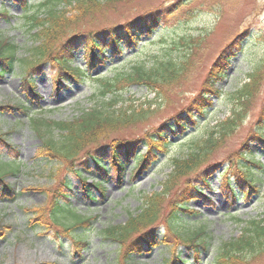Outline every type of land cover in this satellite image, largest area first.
Listing matches in <instances>:
<instances>
[{"label":"rangeland","instance_id":"374dc122","mask_svg":"<svg viewBox=\"0 0 264 264\" xmlns=\"http://www.w3.org/2000/svg\"><path fill=\"white\" fill-rule=\"evenodd\" d=\"M3 4L8 6L15 16L21 14L19 6L16 8L10 0H5ZM161 4L170 10L152 35L143 34L134 46L124 45L122 54L117 55L112 61H106L103 65L98 64L94 72L89 75L108 72L111 76L119 69H129L132 64L144 62L150 65L153 60L152 55L161 56L162 51L167 47L166 44H169L173 38L185 34L202 39L205 37L203 40L208 43V48L204 52V60L196 64L194 70L169 95V102L156 110L152 118L142 124L135 123L118 132H110L103 137L101 145L109 147L118 140L131 139L142 136L145 132H153L154 128L161 126L164 122L173 124L172 116L184 110L187 105H191L190 101L201 90L206 73L212 63L219 58L218 54L224 50L226 44L240 37L243 38V34H246V37L240 40L243 50L235 51V55L227 64L225 78L216 83L220 95L214 97L209 94L213 105L207 109L204 119L196 114L201 127L215 125L230 114L226 93L243 82L246 73L256 62L264 60V0H132L130 3L119 5L115 12L85 16L81 23L76 24L75 29L87 31V29L105 25L126 23L127 20L135 19L141 13H145L150 8L159 7ZM4 25L1 21L2 29L5 28ZM205 31L209 36L204 35ZM7 32L20 46L22 44L20 52L23 56H27L25 52L32 41L26 44L24 27ZM153 39L155 43L146 44ZM177 52L178 50H175L173 54ZM84 54L82 49H78L73 66L84 69ZM55 71L56 68L49 63L43 65L41 72L31 70L35 85V98L32 99L25 90L21 76L9 73L0 78V101L5 100L8 104L11 102L19 105L26 104L27 107L26 112L12 108L10 111L0 113L1 134H5L13 148L10 149L6 144L0 143V165L10 170L9 166L14 164L19 169L17 174L6 175L3 178L4 182L11 184L14 194L18 193V196L12 199L11 196L0 195V264H48L50 262L115 264L120 259L121 248L116 241L103 239L99 231L107 226L124 225L129 215H134L140 206L141 194L161 190L165 192L163 184L167 182V176L172 168L170 159L181 154V150L187 149V144H184L183 140L186 136L175 143L171 142L164 155L158 154L157 161L139 175L133 176L136 172L133 168L135 162L132 160L123 166L120 178H117L112 171L104 183V194L99 196L92 191L94 195L89 200L85 197L83 187L82 189L79 187L78 177L74 173V168L79 161L87 160L86 149H82L74 158L68 160L58 155L48 157L43 151L46 149V141L48 142L50 138L54 141L61 139L57 129H52L51 121L71 119L81 109L92 106L95 100L92 97L95 83L85 75L77 82L67 81L64 78L61 80L63 85L58 86L53 81L56 76ZM262 86L244 122L233 135L224 140L218 149L210 153L204 166L206 168L211 164L216 165L215 172L207 177V186L202 185V196L190 202V209L197 213L196 217L191 219L193 222L187 221L188 224L180 226V230L186 234L187 231L198 230L197 228L203 225L211 245L207 252L202 253L199 262L192 260L184 264H219L214 260L216 246L223 247L225 242H233L234 238L241 235L245 220L260 218L264 213V173L259 176L260 181L256 184L258 192L247 197L237 191L235 168L228 164L231 157L237 151L246 149V146L251 152L256 153L255 160L264 164V153L260 151V142L251 141L250 137L264 102V81ZM151 97L152 93L136 85L129 87L124 93V98L128 102L138 103L143 98ZM32 114L45 120L49 127L42 126V131L37 133L31 128L29 116ZM48 129L52 130L47 132ZM191 131L188 130L187 133L197 134ZM138 152L142 155L146 152V147L140 145ZM107 161L103 160V163L108 165ZM8 163L10 165H7ZM81 170L87 177H94L99 181L102 178L97 171L88 169L86 166ZM220 173L229 176L230 184L233 185L236 193L238 192L235 200L221 185L223 176H220ZM63 178L71 182V194L67 199V203H70L71 217L67 216L68 218L63 220L62 224L67 225L72 220L77 221L82 216H95L91 221L92 225H82L70 233H64L62 225L55 224L48 215L39 216V210L44 209L45 206L47 208L53 191ZM183 178H179L171 186L162 209L166 206L170 195L180 189ZM233 215L238 220L233 218ZM158 230L160 233L156 236V244L147 251L133 255L132 259L135 263L160 264L165 255L170 258L175 253L174 249L177 245L175 240H173L174 244L165 243L163 226H158ZM82 237L86 245H77L78 248L74 244L75 238ZM180 249H182V257H188L185 246L180 245L176 251ZM250 264H264V256L253 260Z\"/></svg>","mask_w":264,"mask_h":264},{"label":"trees","instance_id":"16d2710c","mask_svg":"<svg viewBox=\"0 0 264 264\" xmlns=\"http://www.w3.org/2000/svg\"><path fill=\"white\" fill-rule=\"evenodd\" d=\"M4 1L0 0V20L5 24V28L0 27V78L9 73L21 76L30 99L35 98L31 70L41 72L46 63L56 68V76L53 79L56 85L61 86V80L64 78L72 82L80 81L85 75L95 83L92 96L95 100L92 106L81 109L71 119L51 121L52 129H57L61 139L54 141L50 138L48 142L46 141V149L43 151L48 157L58 155L68 160L74 158L82 149H86L87 160L79 161L74 168V173L78 181L84 185L88 198L92 190L99 195L104 192L103 183L111 167L115 170L117 177L121 176L123 159L126 162L134 159L133 168L136 173L133 176H136L144 169H148V166L153 165L159 157L158 154L164 155L171 142L175 143L186 136L183 140L184 144H187V149L179 150L181 154L170 159L172 168L167 176V182L163 184L165 192L161 190L141 194L140 206L134 215H129L124 225L107 226L99 231L103 239L116 241L121 248L120 259L115 264H144L143 262L135 263L132 259L133 255L147 251L156 244V236L160 233L158 226H163L165 243L174 244L173 240H175L177 244L175 253L170 258L165 255L160 264H184L192 260L199 262L202 253L207 252L211 245L206 230L201 225L197 228L198 230L193 229L185 234L180 230V226L190 223L192 217H196L197 213L189 207L190 202L202 196V185L207 186V177L215 172L216 165H209V163V167L204 168L210 153L218 149L226 138L235 133V130L244 122L252 102L258 98L264 81V60L256 62L246 73L243 82L226 93L229 100V116L206 128L201 127L196 114L204 119L207 109L213 105L209 94L214 97L220 95L216 83L225 78L227 64L235 55V51L243 50L240 40L245 38L246 34H243V38L240 37L226 44L224 50L218 54L219 58L212 63L206 73L201 90L190 101L191 105H187L184 110L172 116L173 124L164 122L161 126L154 128L153 132H145L142 136L135 137V140L121 139L110 144L109 147H104L101 144L105 135L118 132L135 123L146 122L152 118L156 110L169 102L168 97L173 90L194 70L197 63L204 60L203 55L208 48V43L203 40L205 37L202 39L185 34L173 38L169 44L165 45L167 47L162 51L161 56L152 55L153 60L150 65L144 62L132 64L129 69H119L111 76L108 72L89 75L94 72L98 64L103 65L106 61H112L117 55L122 54L124 45L134 46L143 34L152 35L170 9H166L161 4L159 7L150 8L145 13H141L135 19L127 20L126 23L78 31L75 29L76 24L81 23L85 16L115 12L119 5L130 3L132 0H10L21 9V14L17 16L10 13L9 8L3 4ZM21 26L24 27L27 37L26 44L32 41L26 49L27 56H23L20 52L22 44L20 46L7 32L18 30ZM204 35L209 36L207 31ZM150 41L146 44L155 43L154 39ZM142 46L146 45L142 44ZM78 49H82L85 53L84 69L73 66ZM175 50H178L177 54H173ZM133 85L144 87L152 93V97L143 98L138 103L128 102L124 98V93ZM12 108L24 112L27 109L26 104L19 105L12 102L8 104L5 100L0 101V113L10 111ZM29 119L31 128L37 133L42 131V126L49 127L45 120L34 114L29 116ZM255 125L250 135L251 141L260 142V151L263 154L264 102ZM52 129H48L47 132ZM187 129L197 134L190 135ZM4 135L0 131V143L9 147V141ZM140 145L146 147L143 155L137 152ZM248 148L246 146V149L237 151L228 162L230 167L235 168L237 191L247 197L258 192L256 184L260 181L259 176L264 173V164L255 160L256 153ZM103 160H108V166L103 163ZM84 166L97 171L102 177L100 181L91 178L92 182L89 184L81 170ZM9 167L10 170L0 165V195L11 196L14 199L18 193L14 194L11 184L4 182L3 178L6 175L17 174L19 169L14 164ZM220 176H223L221 185L235 200L238 192L236 193L233 185L230 184L229 177L223 173H220ZM182 177L184 178L180 189L170 195L166 206L162 209L167 192ZM66 179L63 178L58 182L47 208L45 206L44 209H40L39 216L48 215L55 224L62 225L64 233H70L82 225H92L94 216H82L81 219L72 220L67 225L62 224L63 220L71 217L70 203H67L71 193V182ZM79 187L82 189V186ZM232 217L238 220L234 215ZM242 228L241 235L234 238L233 242H225L223 247L216 246L214 256L216 262L250 264L253 260L264 256V213L260 218L245 220ZM74 244L76 247L77 245L85 246L84 237L75 238ZM180 245L185 246L188 257H182V249L176 251Z\"/></svg>","mask_w":264,"mask_h":264}]
</instances>
